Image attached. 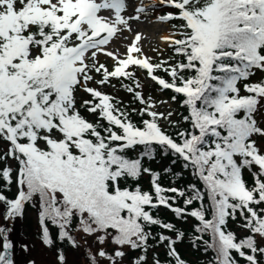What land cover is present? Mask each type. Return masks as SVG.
I'll use <instances>...</instances> for the list:
<instances>
[{"label":"snow or ice","instance_id":"1","mask_svg":"<svg viewBox=\"0 0 264 264\" xmlns=\"http://www.w3.org/2000/svg\"><path fill=\"white\" fill-rule=\"evenodd\" d=\"M127 7V0H0V142L7 145L0 264H15L9 234L28 207L46 246L83 247L89 264H189L177 247L186 233L154 215L161 206L198 221L190 243L212 252L209 264H264V78L251 79L264 72V0H141L134 15ZM160 7L174 9L157 17L171 25L162 38L171 56H147L140 33L124 54L111 48L132 21ZM136 70L170 90L173 102L181 98L187 114L177 121L172 110L159 111L167 101L145 96ZM113 80L131 95L128 104L102 90ZM158 153L180 162V172L169 166L165 175L183 179L187 171L198 183L162 185L150 166ZM145 175L149 189L140 183ZM237 222L247 235L231 230ZM58 261L67 264L63 247Z\"/></svg>","mask_w":264,"mask_h":264},{"label":"rangeland","instance_id":"2","mask_svg":"<svg viewBox=\"0 0 264 264\" xmlns=\"http://www.w3.org/2000/svg\"><path fill=\"white\" fill-rule=\"evenodd\" d=\"M159 0L155 1L158 2ZM141 0H127L128 7L126 11V15H134V9L139 6ZM145 5H150L154 3L153 1L142 0ZM109 11H105L104 15H110ZM160 14L156 11L149 12L148 15L141 16L139 22L132 21L131 22V31L127 29L123 30L122 33L118 35V38H114L111 48L119 52L120 54H124L127 48L133 43L134 38L137 33L141 34L140 45L143 48V52L153 58L154 61L159 60L161 56L166 57V50L168 44L166 42H161L157 39H154L150 32L151 25L146 20L147 17H153L157 19ZM156 23L160 24L162 28L170 33L171 25L168 23H162L157 21ZM159 50V51H157ZM99 60L101 63H105L109 68L112 67L113 61L104 56L100 55ZM145 85H143V91L146 96H152L155 100H165L166 104L159 106V111L167 112L168 110H172L175 115H173L172 119H175L177 116V107L173 104L168 96L160 91V89L156 86L152 85L151 79L145 77ZM99 79V77H97ZM112 84L115 87H105L102 90L111 91L114 94H120V90L118 89V84L115 80L112 81ZM82 96L85 94L81 93ZM7 145L0 142V152H2ZM13 166L15 162H12ZM5 208L2 204H0V226L4 225L6 222L4 220ZM29 224L32 225V228L29 229ZM41 228L37 223V214L33 211L28 210L23 219L17 218L14 222L13 231L9 234L10 239L14 243L13 249V258L15 264H29V261H35V264H59L58 254L50 249V247L46 246L40 237L37 236V232H39ZM0 242H2V236H0ZM83 242V241H82ZM87 243L89 245L92 244L91 238L88 239ZM25 245H27V251L25 250ZM98 247V245L96 246ZM96 247L92 248V251L95 252ZM2 250V249H0ZM85 248H79L77 250H73L72 248L68 251L67 254V264H89V260L85 255ZM101 264H107V261H101ZM124 264H128V258L125 259Z\"/></svg>","mask_w":264,"mask_h":264},{"label":"trees","instance_id":"3","mask_svg":"<svg viewBox=\"0 0 264 264\" xmlns=\"http://www.w3.org/2000/svg\"><path fill=\"white\" fill-rule=\"evenodd\" d=\"M158 2H154V3H158ZM155 11L158 12L161 15L164 12L174 11V9L160 7V8H157ZM174 23H180V22L179 21H174ZM171 55H172V50L168 46L167 50H166V57H164V58H167V57H169ZM136 75L140 79L142 85H145V78L143 77V75H146L145 77H147L148 74L146 72H144V71L136 70ZM159 75L163 76L165 74L161 72V73H159ZM262 78H264V72L257 71L256 75L253 76L251 79L253 81H259ZM115 81L118 84V89L120 90V94H114L111 91H107V90H103V91L114 95L115 97L121 99L125 104H128L132 100L131 95L121 88V86H120L121 85V81H118V80H115ZM151 82H152L153 86H156V87H158L160 89V87L155 82H153L152 80H151ZM160 91L162 93H164L166 96H168L170 101L173 104H175V106L177 107V116L173 120H177V121L181 120V115L180 114L181 113L187 114L186 110L180 106L181 98L178 97L177 100L175 102H173L171 100V96L173 95V93L170 90H163V91L160 90ZM143 93H144V91H143ZM144 95H145V93H144ZM83 98L88 99L89 97L84 95ZM132 106H134L136 108L140 107V105L138 103L133 104ZM89 119H94V117L89 116ZM134 119L138 120L139 118L138 117H134ZM165 127H166V125H165ZM181 127L182 128H186V127H188V125L182 123ZM171 159H172L171 156L165 157L162 154L158 153L156 159L154 161H152V163L150 165L153 169L161 171V174H162L161 175V183H162V185H164L166 187H172V186L184 187L185 185H187L189 183H193V182L198 183L197 181H194V178L187 171L183 172V179H181V178H179L177 176L165 175L163 173V169H165L166 167H169V166H171L173 168L174 172H180L182 170L181 166H180V162L178 161L177 164L172 165L171 164ZM150 179L151 178L149 176L145 175L142 178V180L140 181V183L142 184V186L145 189H149L150 188ZM250 179L251 178L249 176V180ZM15 193H16V187H15V185H13L11 192L7 193V194L10 197H14ZM206 203H207V201H206ZM179 205L183 206V200L182 199L179 200ZM194 206H198V205H194ZM28 210L33 211V212H35L37 214V211L33 207H28L26 212ZM154 215H158L160 218H162L166 222L170 221V222L176 224L178 228L183 229L185 231L186 235H185V238H184V242L180 243L177 247H178V250L180 251L181 255L187 261H189V264H209V261L211 260L212 255H213L212 252L209 251L207 254H205L203 252L202 248L200 250L194 249L192 244L190 243V240L193 239L194 225H196L198 223L197 220H195L194 218H192L190 216L187 217V221L186 222L184 220H182V219H177L176 216L173 214V212H171L170 210L164 208L163 206H161L158 209V212H154ZM37 223L39 224V222H38V214H37ZM238 223L239 222L230 223L231 230H234L236 232V234L238 236H241V237L247 235L248 233L246 231H244L242 227H239ZM39 227H40V225H39ZM49 227L51 229L53 237L55 238L56 235H57L58 230L55 227L51 226V225H49ZM31 228H32V225L29 224V229H31ZM153 231L154 232H158V231H161V229L154 228ZM37 236L41 238V229L39 230V232H37ZM208 238L209 237L206 235L205 239H208ZM62 247L64 248V250L66 252V255H67L68 251L71 249V247L67 246L66 243L65 244H60L59 242H57L55 244V246L50 247V249L58 254V249H60ZM108 250L109 251L112 250V246L111 245L108 246ZM155 251L161 253V259L163 260L164 259V256H163L164 249L162 247H160V248H156ZM139 255H140L139 251H137V252H129V257L139 256ZM148 256H149V262H151L152 251L149 252ZM240 264H244V261L241 260Z\"/></svg>","mask_w":264,"mask_h":264},{"label":"bare ground","instance_id":"4","mask_svg":"<svg viewBox=\"0 0 264 264\" xmlns=\"http://www.w3.org/2000/svg\"><path fill=\"white\" fill-rule=\"evenodd\" d=\"M147 1H157V0H147ZM146 20L150 23L151 25V32L150 35L154 38L157 39L161 42H165L162 38L164 36L169 35L170 33H168L165 28H162L160 24L156 23L158 21V19H154L153 17H147Z\"/></svg>","mask_w":264,"mask_h":264}]
</instances>
